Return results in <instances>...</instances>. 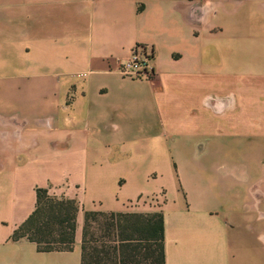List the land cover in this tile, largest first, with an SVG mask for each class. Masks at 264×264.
Wrapping results in <instances>:
<instances>
[{
	"label": "crops",
	"instance_id": "obj_1",
	"mask_svg": "<svg viewBox=\"0 0 264 264\" xmlns=\"http://www.w3.org/2000/svg\"><path fill=\"white\" fill-rule=\"evenodd\" d=\"M136 47L149 79L116 72ZM252 141L262 151L264 0H0V264H81L86 211L161 193L165 264H237L239 208L204 182ZM38 188L79 203L71 251L12 240Z\"/></svg>",
	"mask_w": 264,
	"mask_h": 264
},
{
	"label": "trees",
	"instance_id": "obj_2",
	"mask_svg": "<svg viewBox=\"0 0 264 264\" xmlns=\"http://www.w3.org/2000/svg\"><path fill=\"white\" fill-rule=\"evenodd\" d=\"M78 211L75 199L38 188L36 208L14 231L12 240L27 239L40 252L71 251ZM99 241L102 245H91ZM81 249V264H165L163 213L86 211Z\"/></svg>",
	"mask_w": 264,
	"mask_h": 264
},
{
	"label": "rangeland",
	"instance_id": "obj_3",
	"mask_svg": "<svg viewBox=\"0 0 264 264\" xmlns=\"http://www.w3.org/2000/svg\"><path fill=\"white\" fill-rule=\"evenodd\" d=\"M248 142V147L252 144L251 151L221 157L218 181L211 185L208 176H205L204 196L212 198L217 203L220 202L223 211L232 206L239 208L241 218L234 223V229L238 233L236 238L237 251L234 258L237 264H264V141L262 143L263 149L260 152L257 151L256 141H252L251 144ZM242 162H246L247 165V180L240 188L243 194L239 204L234 205L232 202L235 188L232 186V179H237L236 174L238 177L244 174ZM148 189H152V182L149 183ZM222 201L226 204H223ZM164 202L163 193L138 199L128 205L126 212L160 214L163 213ZM93 227L95 236L98 238L100 233L96 229L95 223H93ZM91 245L100 246L102 242H93Z\"/></svg>",
	"mask_w": 264,
	"mask_h": 264
},
{
	"label": "built area",
	"instance_id": "obj_4",
	"mask_svg": "<svg viewBox=\"0 0 264 264\" xmlns=\"http://www.w3.org/2000/svg\"><path fill=\"white\" fill-rule=\"evenodd\" d=\"M152 58V54L136 47L127 58L116 59V72L132 80L149 79L154 72Z\"/></svg>",
	"mask_w": 264,
	"mask_h": 264
}]
</instances>
